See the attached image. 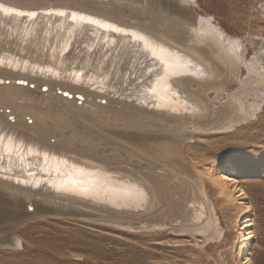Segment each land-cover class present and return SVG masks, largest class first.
Segmentation results:
<instances>
[{
	"label": "bare ground",
	"instance_id": "bare-ground-1",
	"mask_svg": "<svg viewBox=\"0 0 264 264\" xmlns=\"http://www.w3.org/2000/svg\"><path fill=\"white\" fill-rule=\"evenodd\" d=\"M194 1L0 0V245L47 215L190 233L203 248L224 231L208 175L244 208L240 264H253L247 192L201 172L189 146L257 117L264 38L248 59Z\"/></svg>",
	"mask_w": 264,
	"mask_h": 264
},
{
	"label": "rangeland",
	"instance_id": "rangeland-1",
	"mask_svg": "<svg viewBox=\"0 0 264 264\" xmlns=\"http://www.w3.org/2000/svg\"><path fill=\"white\" fill-rule=\"evenodd\" d=\"M193 7L213 26L240 39L248 59L260 48L264 0H195ZM248 73L244 68L241 79ZM39 95L33 90L30 96L39 101ZM189 150L201 172L209 168L225 172L247 192L255 217L251 258L253 264H264V105L247 124L198 137ZM209 177L208 190L224 231L221 239L207 240L203 248L190 233L44 215L17 228L9 245H0V264H240L238 218L244 208L240 202L224 201Z\"/></svg>",
	"mask_w": 264,
	"mask_h": 264
},
{
	"label": "snow or ice",
	"instance_id": "snow-or-ice-1",
	"mask_svg": "<svg viewBox=\"0 0 264 264\" xmlns=\"http://www.w3.org/2000/svg\"><path fill=\"white\" fill-rule=\"evenodd\" d=\"M95 23V21H93Z\"/></svg>",
	"mask_w": 264,
	"mask_h": 264
}]
</instances>
